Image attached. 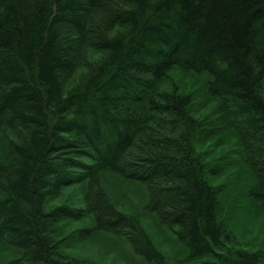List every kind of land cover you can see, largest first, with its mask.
I'll return each mask as SVG.
<instances>
[{"label": "trees", "instance_id": "1", "mask_svg": "<svg viewBox=\"0 0 264 264\" xmlns=\"http://www.w3.org/2000/svg\"><path fill=\"white\" fill-rule=\"evenodd\" d=\"M90 49L102 54L95 64ZM173 68L208 76L222 123L209 125L212 135L243 144L237 173L249 172L245 195L264 204V0H0V132L10 156L0 158V243L21 251L15 264H79L64 256L57 225L84 219L92 226L76 235L113 233L150 264H167L139 218L97 187L106 171L148 187L149 211L188 259L263 264L226 233L221 188L150 133L165 116L198 128L187 97L157 90ZM84 182V205L46 209Z\"/></svg>", "mask_w": 264, "mask_h": 264}, {"label": "rangeland", "instance_id": "2", "mask_svg": "<svg viewBox=\"0 0 264 264\" xmlns=\"http://www.w3.org/2000/svg\"><path fill=\"white\" fill-rule=\"evenodd\" d=\"M86 57L88 63L95 64L102 58V54L90 49ZM87 71L85 64L77 68L75 73L69 76L67 88L79 83ZM157 85L160 93L177 92L179 96L188 98V114L193 118V123L197 122L198 128L190 130V124L179 125L175 120L171 123L168 120L170 118L165 116L163 128L161 124L155 125L154 122L149 124L150 133L161 134L163 137L159 140L163 138L167 140L165 143L170 149L178 148L190 166L197 169L200 174L205 173L211 184L221 188L218 217L224 224L226 233L234 238L232 243H235L237 248L254 251L264 264V204L252 201L245 195L254 183L248 170L247 175L243 172L237 173L240 170L236 167L240 164L238 157H243L241 148L243 144L229 137L226 138V142H222L224 136L220 133L215 137L212 135L215 131L209 125L221 127L222 123L219 113H214L215 110H219L218 104L208 95V76L173 68ZM262 88L264 90V86ZM126 105L131 106L134 112L140 109L139 104L135 102ZM123 107L125 108V105ZM200 124L202 125L199 126ZM7 135L11 138V135ZM1 137L0 132V158L10 160L6 143ZM173 137L181 138L182 141L179 142L178 138ZM97 187L107 193L118 209L134 219L139 218L140 226L151 237L156 248L166 256L167 264H198L204 261L188 259L189 249L178 242L172 231L163 226L149 211V189L146 185L127 181L117 173L106 171L100 174ZM90 188L89 182L64 187L56 196L47 200L45 207L50 209L62 204L84 205L83 200ZM91 226L90 219L67 220L57 225V239H62V252L66 258L79 264H150L137 255L124 238L113 233L76 235V231ZM21 256L22 253L17 248L0 243V264H15L14 260H20Z\"/></svg>", "mask_w": 264, "mask_h": 264}]
</instances>
